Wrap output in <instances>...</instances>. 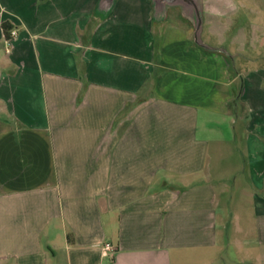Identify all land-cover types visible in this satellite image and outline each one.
I'll list each match as a JSON object with an SVG mask.
<instances>
[{"label": "crops", "instance_id": "1", "mask_svg": "<svg viewBox=\"0 0 264 264\" xmlns=\"http://www.w3.org/2000/svg\"><path fill=\"white\" fill-rule=\"evenodd\" d=\"M100 1L0 0V264H264V0Z\"/></svg>", "mask_w": 264, "mask_h": 264}, {"label": "water", "instance_id": "2", "mask_svg": "<svg viewBox=\"0 0 264 264\" xmlns=\"http://www.w3.org/2000/svg\"><path fill=\"white\" fill-rule=\"evenodd\" d=\"M117 0H101L99 8L104 14H108L114 7ZM155 17L166 16L171 7L179 6L182 8L183 13L190 15L193 19L195 26V40L200 45L208 50H215L209 48L201 38L203 29V13H202V0H152ZM186 15V16H187Z\"/></svg>", "mask_w": 264, "mask_h": 264}, {"label": "rangeland", "instance_id": "3", "mask_svg": "<svg viewBox=\"0 0 264 264\" xmlns=\"http://www.w3.org/2000/svg\"><path fill=\"white\" fill-rule=\"evenodd\" d=\"M246 55H241L242 57H239L238 54H236L234 57H239L240 58V61H243L242 58H245L246 60V63L252 59V62L255 64V65H264V43H262V45H260L259 43V46L255 49H247L246 51ZM234 183H231V186H233ZM239 185L241 184H237L233 189H239ZM232 252V249L230 248L229 250L225 251V254L228 256L229 254H231Z\"/></svg>", "mask_w": 264, "mask_h": 264}, {"label": "built area", "instance_id": "4", "mask_svg": "<svg viewBox=\"0 0 264 264\" xmlns=\"http://www.w3.org/2000/svg\"><path fill=\"white\" fill-rule=\"evenodd\" d=\"M18 33L16 30H11L10 31V34H9V37L5 39L6 41V45H7V50L9 51V46L11 45L12 41L17 37ZM115 251V248L112 244L110 243H107L105 244L104 246V254H108V253H113Z\"/></svg>", "mask_w": 264, "mask_h": 264}, {"label": "trees", "instance_id": "5", "mask_svg": "<svg viewBox=\"0 0 264 264\" xmlns=\"http://www.w3.org/2000/svg\"><path fill=\"white\" fill-rule=\"evenodd\" d=\"M3 29L5 31V38H8L9 34H10V31H11V26L8 23H4L3 24ZM226 55L228 57H230L231 59L233 58V56L230 55L229 53H227ZM239 93H240V91H239ZM237 102H238V98L233 103H231V107L235 106Z\"/></svg>", "mask_w": 264, "mask_h": 264}]
</instances>
